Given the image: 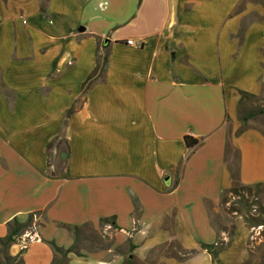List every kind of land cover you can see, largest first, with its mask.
<instances>
[{
    "label": "crops",
    "instance_id": "crops-1",
    "mask_svg": "<svg viewBox=\"0 0 264 264\" xmlns=\"http://www.w3.org/2000/svg\"><path fill=\"white\" fill-rule=\"evenodd\" d=\"M241 93L264 95V0H0V239L33 215L24 264H54L72 228L91 239L68 264H145L173 242L196 254L156 264H245L242 216L225 251L202 249L232 187L228 143L241 184L264 185V131L240 133Z\"/></svg>",
    "mask_w": 264,
    "mask_h": 264
},
{
    "label": "trees",
    "instance_id": "trees-1",
    "mask_svg": "<svg viewBox=\"0 0 264 264\" xmlns=\"http://www.w3.org/2000/svg\"><path fill=\"white\" fill-rule=\"evenodd\" d=\"M41 12L43 14L46 13L44 3L41 6ZM107 62V56L103 57V59H98L96 69L83 86V95L86 94L92 85L97 81V79L105 73ZM255 99L257 98L254 96L241 93V100L239 103V120L241 121L243 128L240 133L246 129L247 123L249 121L264 115V109L254 111L246 115H241V110L245 103ZM71 112L72 111H69V114ZM185 141L189 149L195 148L198 145L197 141H194L188 137L185 139ZM226 155L227 157L231 155L233 158L231 163L228 164V170L232 177V187L223 194L221 207L225 208L224 213L229 226L225 227L219 224L218 221L213 220V226L217 229L219 239L216 245L202 247V249L206 250L213 258H216L221 252L225 251L229 247L230 241L234 236L235 227L233 220L236 216H242L244 218L245 224L250 230L258 227L264 228V185L260 184L252 187L243 186L240 182L239 176V152L228 143L226 147ZM34 217L35 216L32 215L28 222L24 225L19 224L16 220L8 225L9 235L5 239H0V264H24L22 259L24 251H22L17 257H11L9 255V249L12 245L16 244L26 232H30L33 229ZM102 223L111 224L113 226L112 228L116 229L114 220H105L102 221ZM69 231H71L75 236V247L66 251L58 248L52 243L51 246L56 255L54 264H68V256L74 252L77 246L76 244L82 240L87 241L91 239L90 236L86 235V230L83 231L80 228H72L69 229ZM222 233L226 234L229 239L228 242L222 240ZM96 237L98 240L100 239L99 236ZM100 245L104 246V242L101 239ZM254 245V243L249 241V260L245 264H260L254 261V250L262 254L261 259L264 261V244H261L257 248H255ZM195 254V251H186L181 248L178 243L173 242L155 249L145 264H156L160 258H171L179 262H185L192 258ZM127 264L131 263L128 262Z\"/></svg>",
    "mask_w": 264,
    "mask_h": 264
},
{
    "label": "rangeland",
    "instance_id": "rangeland-1",
    "mask_svg": "<svg viewBox=\"0 0 264 264\" xmlns=\"http://www.w3.org/2000/svg\"><path fill=\"white\" fill-rule=\"evenodd\" d=\"M264 109V95H262L261 97L255 99V100H251L245 103V105L242 107L241 110V115H246L248 113L254 112V111H259ZM254 123L256 124V126H258L259 128H261L264 131V115L263 116H259L258 118H256L254 120ZM224 207H221L220 210V214H218L217 216L213 217L215 221H218L219 224L228 227L229 223L226 221V215L224 213ZM264 236V231L262 233V238ZM261 244H264V240ZM259 242L256 243L254 245L255 248L259 247L261 245ZM255 252V259L254 261L256 263H260V264H264V261L261 259L262 254L257 252L256 250H254Z\"/></svg>",
    "mask_w": 264,
    "mask_h": 264
},
{
    "label": "built area",
    "instance_id": "built-area-1",
    "mask_svg": "<svg viewBox=\"0 0 264 264\" xmlns=\"http://www.w3.org/2000/svg\"><path fill=\"white\" fill-rule=\"evenodd\" d=\"M264 231L263 227L254 228L251 230L250 242L251 243H258L262 239V233ZM36 240V236L33 234V230L30 232H26L18 242H21L22 251H25L28 245Z\"/></svg>",
    "mask_w": 264,
    "mask_h": 264
}]
</instances>
